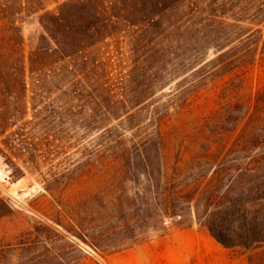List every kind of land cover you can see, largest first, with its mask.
I'll return each instance as SVG.
<instances>
[{
	"label": "trees",
	"instance_id": "1",
	"mask_svg": "<svg viewBox=\"0 0 264 264\" xmlns=\"http://www.w3.org/2000/svg\"><path fill=\"white\" fill-rule=\"evenodd\" d=\"M39 12L27 54L22 24ZM205 46L216 55L203 57ZM258 53L264 0H0V157L36 163L37 134L64 154L74 124L125 119L129 146L104 126L92 151L104 177L132 182L134 194L95 193L91 219L77 215L73 233L111 253L196 222L226 248H253L264 242V86L245 93L243 80H226L225 103L174 147L151 99L185 69L182 97L202 79L239 77ZM12 213L0 194V220Z\"/></svg>",
	"mask_w": 264,
	"mask_h": 264
},
{
	"label": "rangeland",
	"instance_id": "2",
	"mask_svg": "<svg viewBox=\"0 0 264 264\" xmlns=\"http://www.w3.org/2000/svg\"><path fill=\"white\" fill-rule=\"evenodd\" d=\"M54 7L52 4L48 9ZM41 13L26 17L22 24L27 54L37 46L42 34ZM201 53L206 58L216 55L215 49L208 46ZM126 64L124 73L129 70L130 64ZM189 70L180 71L173 80L162 84L151 99L155 107L166 111L162 128L173 147L191 140L203 119L225 103L226 80H243L245 93L264 86V54L258 53L247 72L239 77L202 79L197 88L182 97L179 91L189 88ZM120 72L121 69L117 74ZM150 111L142 112L146 123L153 117ZM27 119L32 120V112ZM124 121L112 120L98 125V129L88 124L86 129L77 128L78 124H74L67 130V145L71 147L64 154L59 153V141L51 138L50 146H44L45 141L38 140L37 134L36 163H29L27 157L25 161L12 157L13 162L0 157V194L13 209L10 216L0 220V264H264V242L249 249L226 248L196 222L189 226L171 225L167 233L152 232L148 239L111 253L94 249L73 233L77 215L81 214L86 222L91 219L95 193L113 195L123 189L129 196L134 194L132 182L104 177L103 158L92 151V139L104 126L123 134L129 146L132 132L127 129L124 133L117 126ZM55 132L53 126L51 134Z\"/></svg>",
	"mask_w": 264,
	"mask_h": 264
}]
</instances>
